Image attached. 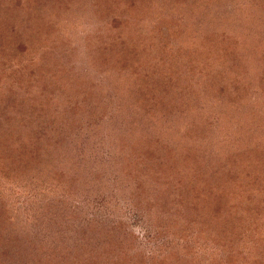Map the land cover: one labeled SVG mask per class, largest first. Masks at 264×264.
<instances>
[{
  "label": "rangeland",
  "instance_id": "1",
  "mask_svg": "<svg viewBox=\"0 0 264 264\" xmlns=\"http://www.w3.org/2000/svg\"><path fill=\"white\" fill-rule=\"evenodd\" d=\"M0 264H264V0H0Z\"/></svg>",
  "mask_w": 264,
  "mask_h": 264
}]
</instances>
